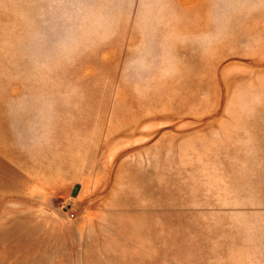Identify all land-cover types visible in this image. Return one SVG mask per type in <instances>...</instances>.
Wrapping results in <instances>:
<instances>
[{"label": "rangeland", "instance_id": "rangeland-1", "mask_svg": "<svg viewBox=\"0 0 264 264\" xmlns=\"http://www.w3.org/2000/svg\"><path fill=\"white\" fill-rule=\"evenodd\" d=\"M0 264H264V0H0Z\"/></svg>", "mask_w": 264, "mask_h": 264}]
</instances>
